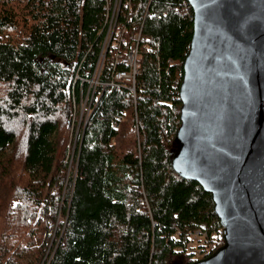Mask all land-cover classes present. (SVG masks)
Returning a JSON list of instances; mask_svg holds the SVG:
<instances>
[{
  "label": "trees",
  "instance_id": "1",
  "mask_svg": "<svg viewBox=\"0 0 264 264\" xmlns=\"http://www.w3.org/2000/svg\"><path fill=\"white\" fill-rule=\"evenodd\" d=\"M185 3L121 5L118 19L128 30L142 21L149 45L135 108L127 90L105 88L70 154L72 78L94 65L102 0H0V264H184L197 258L187 232L220 226L209 192L170 164L180 105L172 83L192 28ZM120 109L113 129L108 118ZM134 110L138 153L126 147Z\"/></svg>",
  "mask_w": 264,
  "mask_h": 264
},
{
  "label": "water",
  "instance_id": "2",
  "mask_svg": "<svg viewBox=\"0 0 264 264\" xmlns=\"http://www.w3.org/2000/svg\"><path fill=\"white\" fill-rule=\"evenodd\" d=\"M172 169L209 192L222 243L184 264H264V0H186Z\"/></svg>",
  "mask_w": 264,
  "mask_h": 264
},
{
  "label": "built area",
  "instance_id": "3",
  "mask_svg": "<svg viewBox=\"0 0 264 264\" xmlns=\"http://www.w3.org/2000/svg\"><path fill=\"white\" fill-rule=\"evenodd\" d=\"M102 3L104 8V34L94 65L88 75H82L78 73L76 69L72 78V83L78 80L79 92L77 99H74V96L72 95L71 110H75V106H77V122H81L83 127L88 121L92 111L95 109L99 95L105 88H123L127 90L130 93L135 108V93L136 89L140 87V84L137 82V74L140 68V52L143 48H149V45L146 43V35L141 31L142 21L137 27L128 30L124 21L118 19V12L121 5L129 7V0H102ZM187 5L188 2L183 4L182 10H186ZM169 62H171L170 59ZM104 64H108V71L106 72V75L104 74V76L101 77ZM172 86L174 88L173 90L178 93L179 85L177 86L176 78L174 79ZM123 119L124 112L120 109L108 118V123L111 128L118 129ZM136 120L137 116L134 110L136 140L133 149L138 153L139 144L137 141L138 129ZM77 130L78 129H76V134H78ZM114 141V136H111L109 144H113ZM72 150L73 144L71 146L70 154H72ZM71 159L70 155L68 166ZM206 231L205 223L200 222L195 228L189 230L186 234L187 239L185 240L184 247L185 249L192 251L196 257H201L209 250L213 249L215 243H217L223 235L221 225L210 233H207Z\"/></svg>",
  "mask_w": 264,
  "mask_h": 264
},
{
  "label": "rangeland",
  "instance_id": "4",
  "mask_svg": "<svg viewBox=\"0 0 264 264\" xmlns=\"http://www.w3.org/2000/svg\"><path fill=\"white\" fill-rule=\"evenodd\" d=\"M76 108H75V110H71V112H70V117H69V120H70V122H69V125H68V128H69V130H68V134H69V139H70V143H71V145H70V147L68 148V151L70 152L71 151V146H72V144L75 142L74 141V139L76 140V136L75 135H77L76 134V129H78L77 131H78V134L81 132V130H82V128H83V125H82V123L81 122H77V113H78V111H77V106H75ZM74 111V112H73ZM77 127V128H76ZM115 138V137H114ZM134 142L133 141H129L128 143H126V147L128 148V149H130V150H133V148H134ZM71 153V152H70ZM70 158V156L68 157V159ZM72 164V159H71V162H70V164H69V166L67 165V168L69 169V168H73V166L71 165ZM60 217L61 216H58V219H60ZM221 240V239H220ZM220 240L217 242V243H215V245H214V247L216 246H218V245H220L219 244V242H220Z\"/></svg>",
  "mask_w": 264,
  "mask_h": 264
}]
</instances>
